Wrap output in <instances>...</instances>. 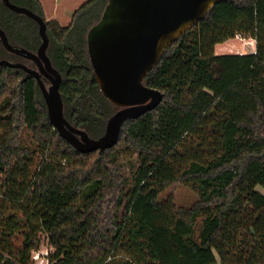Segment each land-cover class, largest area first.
Returning <instances> with one entry per match:
<instances>
[{"label": "trees", "instance_id": "16d2710c", "mask_svg": "<svg viewBox=\"0 0 264 264\" xmlns=\"http://www.w3.org/2000/svg\"><path fill=\"white\" fill-rule=\"evenodd\" d=\"M11 1L45 19L65 116L100 137L117 107L94 77L87 33L107 0L85 1L68 25L47 20L40 0ZM0 27L38 50V24L2 0ZM237 34L256 52L215 54ZM0 59L35 66L1 43ZM145 82L161 103L126 121L113 148L81 153L49 120L36 78L0 66V264H34L43 237L48 264H264V192L247 172L264 165V0L215 5ZM179 182L198 196L190 207L160 197Z\"/></svg>", "mask_w": 264, "mask_h": 264}, {"label": "water", "instance_id": "95a60500", "mask_svg": "<svg viewBox=\"0 0 264 264\" xmlns=\"http://www.w3.org/2000/svg\"><path fill=\"white\" fill-rule=\"evenodd\" d=\"M229 0H107L103 13L87 33L88 55L100 90L118 109L108 118L104 133L94 138L65 116L60 85L62 73L48 55L50 37L45 19L31 9L2 0L10 10L24 14L39 26L41 44L36 52L13 46L0 27V43L10 52L36 63L0 59V66L25 70L36 78L48 118L60 136L81 153L105 151L118 144L126 121L155 109L163 94L145 79L164 51L198 24L217 4ZM50 80L47 87L45 80Z\"/></svg>", "mask_w": 264, "mask_h": 264}, {"label": "rangeland", "instance_id": "374dc122", "mask_svg": "<svg viewBox=\"0 0 264 264\" xmlns=\"http://www.w3.org/2000/svg\"><path fill=\"white\" fill-rule=\"evenodd\" d=\"M40 1L43 4V14L46 19L57 18L62 22V24L68 25L72 20L74 11L87 0ZM255 43L257 48L256 40H252L251 37H245L242 34H237L233 39H229L227 44H222L219 48H216L215 54H248L251 53L255 48ZM229 47L230 49H228ZM46 85L49 87L50 82H47ZM29 141H31L30 138H28V143ZM123 155L125 163L129 165L130 154L128 152H124ZM132 158H134L133 160L135 161L136 155H134ZM247 172L248 175L257 180L258 189L264 192V165L260 163H253L248 167ZM160 197L161 199L173 197V200L177 206L185 208L192 206L198 199L197 194L181 182L166 187ZM51 250L52 248L48 244L47 239L43 237L40 250L33 252V263L48 264V254Z\"/></svg>", "mask_w": 264, "mask_h": 264}, {"label": "crops", "instance_id": "0c3cea01", "mask_svg": "<svg viewBox=\"0 0 264 264\" xmlns=\"http://www.w3.org/2000/svg\"><path fill=\"white\" fill-rule=\"evenodd\" d=\"M43 5V4H42ZM52 19H56V20H58L61 24H62V22L59 20V19H57V18H52ZM47 20H51V19H47ZM62 25H64V24H62ZM233 39V38H232ZM252 40H255V39H253L252 38ZM228 43V40L227 41H225V42H223V43H219V44H217L216 46H215V49L216 48H219L222 44H227ZM255 45V48L252 50V52L251 53H254L255 51H256V43L254 44ZM222 49V48H221ZM228 49H230V47L228 48Z\"/></svg>", "mask_w": 264, "mask_h": 264}, {"label": "flooded vegetation", "instance_id": "af4514ba", "mask_svg": "<svg viewBox=\"0 0 264 264\" xmlns=\"http://www.w3.org/2000/svg\"><path fill=\"white\" fill-rule=\"evenodd\" d=\"M31 61H32V60H31ZM34 64H35V66H34L33 68H36V63H34ZM62 76H63V75H62ZM62 81H63V80H62ZM47 82H50V80H49V79H46V80H45V83H47ZM50 83H51V82H50ZM64 103H65V101H64ZM115 106H116V105H115ZM116 107H117V106H116ZM117 109H118V107H117ZM117 109H116V110H117ZM116 110H115V111H116ZM107 120H108V119H107ZM77 127H78V126H77ZM104 131H105V130H104Z\"/></svg>", "mask_w": 264, "mask_h": 264}, {"label": "built area", "instance_id": "2783aa9c", "mask_svg": "<svg viewBox=\"0 0 264 264\" xmlns=\"http://www.w3.org/2000/svg\"><path fill=\"white\" fill-rule=\"evenodd\" d=\"M238 36H239V35H238ZM255 52H256V51H255ZM255 52H254V53H255Z\"/></svg>", "mask_w": 264, "mask_h": 264}]
</instances>
